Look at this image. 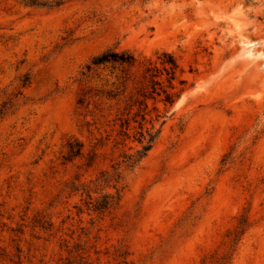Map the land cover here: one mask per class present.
I'll use <instances>...</instances> for the list:
<instances>
[{"label":"rangeland","instance_id":"1","mask_svg":"<svg viewBox=\"0 0 264 264\" xmlns=\"http://www.w3.org/2000/svg\"><path fill=\"white\" fill-rule=\"evenodd\" d=\"M60 1L0 0V264H264V0ZM108 48L136 61L87 71ZM163 51L182 90L148 99L153 146L119 165L141 144L117 118ZM82 183L120 199L95 210Z\"/></svg>","mask_w":264,"mask_h":264},{"label":"trees","instance_id":"2","mask_svg":"<svg viewBox=\"0 0 264 264\" xmlns=\"http://www.w3.org/2000/svg\"><path fill=\"white\" fill-rule=\"evenodd\" d=\"M20 2L35 6V7H49L52 8L54 5H59L62 3L60 0H19ZM160 66L157 64H150L144 74H143V82L142 86L137 91V96L129 103L127 107V112L122 113L117 119L120 121V127L122 128L120 135L125 136L126 138L129 136V127L131 121L138 123V131L134 134V140H137L138 143L141 144V148L137 149L134 154L124 153L122 155L123 160L118 162L117 164L121 165L126 164L127 166H132L137 161H139L142 157H144L147 152L152 148L154 140L158 134V130L154 131V126L152 125L149 128L144 127V122L146 121V117L148 115V99H156L157 96H163L162 100L166 104H173L176 98L180 95L181 90H174L175 84L174 80L177 77V73L179 70V64L176 57L168 51H163L159 56ZM136 61V57L133 53L129 51H116L113 48H108L101 53L94 56L91 61L86 65L87 71L92 70L93 67L105 65V64H127L133 65ZM31 76L26 73L21 78V87H25L30 83ZM181 83H184L185 80H180ZM108 98H113L118 95L115 89H108L105 91H101ZM85 99L80 97L78 102L80 104L84 103ZM12 106L11 100L4 101L0 106V118L8 111V109ZM136 107V110L133 112L132 110ZM156 110V107H153ZM127 115V116H124ZM160 118V114H156L155 120ZM153 119L150 120L152 122ZM83 154V144L74 140L71 141L68 145V152L65 156V159L71 160L77 156ZM94 157H96V152H92V155L89 157V165L93 163ZM118 167H115L117 169ZM114 181L117 182L120 174L115 170L112 175ZM111 176V177H112ZM107 177V176H106ZM107 180V179H106ZM82 189L87 192L90 201L88 203H93V207L95 210L105 211L110 208L113 204L118 203L120 199V194L118 193L119 189H117L116 195L103 194L98 199L93 200L90 196V188L88 185L82 183L80 185L74 186V189ZM248 220L247 217L244 216L239 221L236 228L232 231V242L236 243L241 237L242 234L248 228ZM225 259V258H223ZM222 262H219L221 264Z\"/></svg>","mask_w":264,"mask_h":264},{"label":"bare ground","instance_id":"3","mask_svg":"<svg viewBox=\"0 0 264 264\" xmlns=\"http://www.w3.org/2000/svg\"><path fill=\"white\" fill-rule=\"evenodd\" d=\"M180 100H181V99H180ZM180 100H179V101H180ZM179 101H178V102H179Z\"/></svg>","mask_w":264,"mask_h":264}]
</instances>
